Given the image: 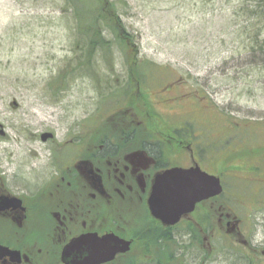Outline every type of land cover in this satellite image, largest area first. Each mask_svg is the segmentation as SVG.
<instances>
[{
  "label": "rangeland",
  "instance_id": "obj_1",
  "mask_svg": "<svg viewBox=\"0 0 264 264\" xmlns=\"http://www.w3.org/2000/svg\"><path fill=\"white\" fill-rule=\"evenodd\" d=\"M108 1L126 39L100 25L107 44L91 53L69 0H0V188L28 198L41 191L89 133L120 128L112 117L138 89L173 135L189 134L240 227L230 236L223 225L201 248L184 234L182 249L173 246L177 264H264V66L249 47L264 0ZM44 132L54 141L43 142ZM175 160L183 163L168 155ZM188 218L174 231H186ZM150 257L138 264H156Z\"/></svg>",
  "mask_w": 264,
  "mask_h": 264
},
{
  "label": "flooded vegetation",
  "instance_id": "obj_2",
  "mask_svg": "<svg viewBox=\"0 0 264 264\" xmlns=\"http://www.w3.org/2000/svg\"><path fill=\"white\" fill-rule=\"evenodd\" d=\"M203 108L214 113L210 106ZM163 125L168 127L166 137H159L158 131L151 130L146 135L145 125L89 133L74 162L58 171L55 178L47 180L42 190L29 198L0 188V198L16 196L21 199L20 204L16 199H0V207H3L0 210V245L10 250L0 255V264H78L92 250L86 245L68 253L64 249L73 239L93 233L98 237L116 234L131 240L127 253H117L102 264H133L132 259L138 264L141 258H151L150 255L156 264H163L162 260L166 264H177L181 258L173 254V246L177 251L182 249L179 238L184 234L190 237L191 246L201 248L205 242L211 243L216 230L223 229V225L230 236L236 228L240 229L234 227L233 222L237 221L230 219V213L225 210L226 201H221V196L198 203L192 214L186 216L191 229L182 234L174 230L185 217L179 224L167 226L152 216L147 199L158 173L175 166L187 169L198 166L207 172L202 166L200 150L193 148L189 134L184 131L187 136L182 139L173 135L170 124ZM105 135H110L109 142ZM170 154L181 157L183 163L180 160L169 162ZM258 175L264 181V172ZM213 207L220 225L217 223L214 229ZM156 229L162 231L154 233ZM123 234L132 236L124 237ZM244 243L251 250V256L257 255L247 240ZM159 252L170 255L160 259ZM262 253L264 258V250Z\"/></svg>",
  "mask_w": 264,
  "mask_h": 264
},
{
  "label": "water",
  "instance_id": "obj_3",
  "mask_svg": "<svg viewBox=\"0 0 264 264\" xmlns=\"http://www.w3.org/2000/svg\"><path fill=\"white\" fill-rule=\"evenodd\" d=\"M0 133H4L1 124ZM50 138H53L50 132H44L41 135L43 142ZM188 174H195L198 179L195 182H186L185 177ZM154 180L147 203L151 214L168 226L178 223L182 216L191 214L197 203L219 196L224 191L220 177L211 175L198 166L191 169L180 166L171 167L158 173ZM2 198L16 199L19 201L18 204L21 203V199L16 196H13V199ZM0 210H3V207H0ZM101 241L105 243H99ZM130 244L131 240H125L116 234L98 237L96 233H93L73 239L64 251L68 253L73 248L86 245L92 251L83 262L78 264H102L113 259L117 253H127L131 249ZM8 251H10L8 247L0 245V255Z\"/></svg>",
  "mask_w": 264,
  "mask_h": 264
},
{
  "label": "trees",
  "instance_id": "obj_4",
  "mask_svg": "<svg viewBox=\"0 0 264 264\" xmlns=\"http://www.w3.org/2000/svg\"><path fill=\"white\" fill-rule=\"evenodd\" d=\"M75 9V17L77 21H79V27L82 34L86 35L89 38V44L87 49L92 53L97 50L98 47H105L107 44L106 40L103 37V31L100 25H105L111 29H113L115 36L118 38H123V41L126 39L125 27L122 25L119 14H117L116 9L112 3H109L108 0H69ZM264 6V5H262ZM254 19H256V23H254L255 29L250 36V42H252L249 47L250 51L257 53L255 55L257 63H260L264 66V36H262L263 31L261 29L262 24L264 23V7H258L252 13ZM251 29L246 28L245 31H250ZM262 38V39H261ZM136 57V55H135ZM138 87V86H137ZM138 90V89H137ZM133 90L131 96L128 100V106L126 109L121 110L116 114L115 117L120 120V128L122 127H133V126H144V133L147 135V131H158L157 134L162 137H166L168 127L167 125L163 127V123L159 120L160 114L154 111V107L152 102L149 101L148 95L143 91ZM136 92V93H135ZM111 118L109 120L110 123ZM164 129L165 133L159 132V129ZM217 200H220L217 198ZM213 220L214 215L216 214L215 207L211 209ZM156 221L154 220V223ZM217 227V225L213 224V229ZM191 229L188 227L187 230ZM119 233L120 230L117 229ZM162 230L156 229L154 233H160ZM138 234H143L139 232ZM124 237L132 236L131 234H123ZM134 264L136 261L134 259L131 260Z\"/></svg>",
  "mask_w": 264,
  "mask_h": 264
},
{
  "label": "snow or ice",
  "instance_id": "obj_5",
  "mask_svg": "<svg viewBox=\"0 0 264 264\" xmlns=\"http://www.w3.org/2000/svg\"><path fill=\"white\" fill-rule=\"evenodd\" d=\"M197 179H198V177H196L195 174H188L185 177V181L186 182H195ZM99 243L104 244L105 242L104 241H101Z\"/></svg>",
  "mask_w": 264,
  "mask_h": 264
}]
</instances>
